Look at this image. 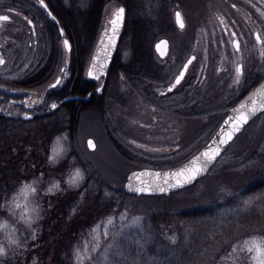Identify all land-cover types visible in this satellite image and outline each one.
<instances>
[{
	"label": "rangeland",
	"instance_id": "obj_1",
	"mask_svg": "<svg viewBox=\"0 0 264 264\" xmlns=\"http://www.w3.org/2000/svg\"><path fill=\"white\" fill-rule=\"evenodd\" d=\"M53 1L55 2V0ZM93 1L64 0L63 6L69 8L71 17L64 15L65 19L61 20V22H66V26L64 25L66 31L68 29L72 33L78 32L82 39H87L89 37L88 30H92L91 35L95 36L92 39L91 56L102 30L106 7L120 4L123 0H104L97 22L93 21V14L88 13ZM175 1L159 0L156 3L155 0H141L139 7L136 6L131 10V23L140 16V20L144 23L145 38L150 37L152 41H155L164 35L165 28L153 27L152 17L157 14L161 19H165L164 21H169L174 14L172 4ZM182 1L185 2V6L190 12L204 9L202 0H179L178 7L182 10H187ZM10 6H22V1L0 0V15L11 14L7 8ZM24 6L30 9L37 7L31 3H25ZM88 23L91 24L89 29ZM11 27L14 28V24ZM28 28L31 29L30 26ZM138 33L134 34L135 38L139 37ZM122 35L117 51L120 49L122 61L129 63L134 61L138 55L137 47L132 42L135 38L133 33H129L122 41ZM173 35L169 57L160 59L150 45L152 59L141 55L145 61L142 64L139 63L136 71H132L129 75L120 74L105 97L103 110L96 105L97 100L81 110L77 130L73 136H70L65 130L53 133L54 129L51 128L49 136L44 139L43 137L36 138L35 135L30 136L27 138L30 144H26L23 141L25 133L29 130L37 132L39 121L23 123L15 119L21 114L18 107L6 101L7 98L4 101L0 99L2 101L0 102V115H4L8 119L3 117L1 121V124L4 125L0 124V143L3 142L5 134L9 135L10 139L6 138L4 144L14 152L10 156L15 155L20 158L23 155V158L31 163V169L20 166L16 172L8 170L7 173L0 164V200L7 201L9 194L21 180L27 181L35 178L34 182H40L43 187V184L52 178L62 180L66 169L73 166H79L84 170L83 179L77 181L73 188L62 186L55 195L39 193L44 215L57 203L56 200L67 202L70 199L72 201L70 196L75 194L76 190L84 187L87 184L86 181H89L90 184L95 183L97 187L112 190L110 194L115 199V205L110 211L100 214V209L102 210L105 205L100 204L98 207H102L94 214L96 216L84 213L82 210H80L82 213H79V207H82L86 212L85 208L93 205L91 199L86 201L83 198V201H78L79 205L77 203L74 206L71 215L64 213L52 219L51 222H59L61 219L60 234L69 233L72 220L79 219L81 221L76 238H68L67 247H65L72 264L77 262L79 264H96L98 259L107 258L109 254L115 260L138 259L141 248L150 251L147 247L153 236L150 223L151 212L163 207L177 210L210 204L237 191L244 182L264 174V113H262V115L256 116L235 138L211 171L202 180H198L191 186L170 195L138 196L117 192L124 188L127 173L130 170L141 167L174 166L195 153L213 135L228 109L235 104L240 95L239 89H236L233 77H231L234 71L231 62L229 63L230 71L221 70L224 64L219 61V56L223 53L224 48L206 47V56L208 55L210 60L205 62L202 47L183 46L180 41L182 33L175 31ZM27 36L29 39L27 38L24 44L19 42L14 45L4 44L3 47H0V95H8L5 93L13 90L18 91L10 83L26 80L23 79L25 74L40 75L44 68L48 69L41 81L30 85L33 87L46 80L50 81L59 73L61 67L65 68L61 84L58 89L50 93L52 96L48 95L47 102H50L52 97L58 100L68 95L71 79V50L68 52L64 49V43L59 39L57 30H52L51 26H47V30L37 26L35 32H30ZM232 49L234 48L232 47ZM243 50L245 53L246 50L249 51L251 60L252 57H255L256 60L259 58L258 70H255V74L246 85L250 87L255 80L264 76V64L261 65L258 48L248 45V47L243 46ZM192 53L196 55V59L192 62L183 82L173 92L161 93L168 84L173 83L174 76ZM135 54L137 55L135 56ZM148 54H150L149 51ZM87 68L84 77L88 81L95 82V89L102 82L92 79L87 74ZM93 93L97 94L94 99L101 95V91ZM52 112L59 120L67 121L63 109ZM57 122L56 130L61 126V122ZM46 129L50 130L49 127ZM58 134L61 135L55 145V149L59 150L56 152L50 149L49 145L53 141V137ZM89 137H93L95 140L96 147L93 149L87 144ZM21 152L23 153L21 154ZM57 160L59 161L58 165L56 164ZM89 187L90 193L88 194H91L92 185H87L84 191ZM8 202L12 203V201ZM46 217L44 216L43 219ZM222 222L230 223L225 218L215 221L216 224H222ZM214 230L218 229L214 228ZM32 232L34 231L21 229V236L23 238L24 235ZM138 234L150 238L147 244L140 242L136 236ZM209 239L213 241L214 238L209 236ZM156 243L159 245L158 242ZM216 246L217 243L212 247L217 251L220 247L216 248ZM134 247H138L137 250H134ZM159 247L161 246L159 245ZM155 250H158V247ZM239 251L247 255L245 256L247 264L248 262L264 264V236H246L235 241L228 247V250L218 254L217 263L227 264L231 260L236 262L238 260L236 253Z\"/></svg>",
	"mask_w": 264,
	"mask_h": 264
},
{
	"label": "trees",
	"instance_id": "obj_2",
	"mask_svg": "<svg viewBox=\"0 0 264 264\" xmlns=\"http://www.w3.org/2000/svg\"><path fill=\"white\" fill-rule=\"evenodd\" d=\"M48 1L50 8L60 16L61 20L65 19L63 18L64 15H68V17L71 15L69 8L63 6L64 0H55V2L53 0ZM103 2L104 0H94L89 8L88 13L91 12L93 14L92 18L94 22H97L101 14ZM130 14L131 8L128 6L127 20L122 35V41L129 33H133L134 37V34L139 31V29L133 26L134 20L131 23ZM62 24L66 26V22L62 21ZM87 27L88 29L91 28V24L88 23ZM95 30L96 28L94 31ZM88 31L90 38L88 37L87 39H82L78 32H74V34L68 29L66 31L71 42V79L68 87L69 94H87L95 87L94 81H88L84 77V72L91 56V49L93 48L92 39L93 36H95L94 34L91 35L92 30L89 29ZM143 31L144 29L141 28L139 32L144 34ZM136 55L137 54H135V56ZM140 59H142V57L137 55L134 61L132 60L129 63H124L121 59L119 49L113 58L100 97L97 96V99H94L97 94L93 93L88 102L70 100L60 106L59 109L64 110L67 121H62V119H60V121L54 112L38 115L33 120L15 118L23 123H33L35 120L39 121L38 131L29 130L25 133L26 136L23 137V141L26 142V144H30L27 138L34 135L36 138L43 137L44 139L50 135L52 129H54V131H52L53 133H60L65 130L70 136H73L77 130L81 110L93 104L95 100L98 101L96 105L99 106V109L103 110L106 101L105 97L110 92L114 82H116L121 73L129 75L132 71H136L139 63L142 64V62L145 61V59H142V61L139 62ZM47 71L48 69L44 68L40 75H29L26 84L32 85L41 81ZM13 82L14 84L22 85L24 80ZM38 97H40V94ZM3 117L7 119L4 115H0V124ZM57 121H59V123L61 122V126L60 128L58 127V130L55 129L58 123ZM47 127H49L50 130H47ZM5 136L2 139L3 142L0 143V164L6 173L8 170H15L14 172H16L20 166H26L31 169V163L23 158V155L20 158L15 157V155L10 156L13 155L14 152L9 146L6 147L4 144L9 135L5 134ZM20 136L22 137V133ZM22 153L23 152H21V154ZM200 180H202V178ZM86 183L84 187L76 190V193L70 196V198L73 199L72 201L70 199H68L67 202L64 200H56L57 205L55 204L45 215L43 214V217H47L36 225L37 229L30 234L24 235L23 242L25 246L20 249H14L8 252L7 255H0V264H72L70 257L68 258L69 255L65 247H67L66 243L68 238H76L81 221H79V219L72 220V227L69 233L60 234L61 219L59 222H51L52 219L64 213L66 215H71L72 211H74V206L77 203L79 205L78 201H83V198H85L86 201L91 199L93 205L87 206V208H85L87 209L86 212L82 207H79L78 211L82 213L80 212V210H82L84 213H88L92 216H96L94 214L104 204V207H102L103 209H100V214L105 213L104 211H110L115 205V199L112 198L110 194L112 190H107V188L103 189L100 186L97 187L93 182V184H90L89 181H86ZM87 185H92L93 191L91 194H88L90 193V187L88 190L84 191ZM117 192L119 194H126L123 189H119ZM100 204H102V206L99 208L98 206ZM221 218L228 219L230 223L222 222V224H216L215 221ZM150 223L153 235L151 239L143 236V234L136 235L142 244H147L150 239V245L147 247L150 251L141 248L139 258L128 261L126 259L115 260V258L109 254L107 258L98 259L96 264H218V254L228 250V247L233 245L235 241L246 236H264V174H260L256 176L255 179L244 182L237 191L223 196L210 204L177 210H173V208L170 207H163L160 210L153 211L150 214ZM214 228L218 230H214ZM209 236L214 238L213 241L209 239ZM215 240L217 243L216 248L220 247L217 251L212 247L216 244L214 243ZM156 242H158L161 247H159ZM157 247L158 250H155ZM137 248L138 247H134L133 249L137 250ZM236 254L238 260L236 262L231 260L227 264H247L245 261V256L247 255L244 252L239 251ZM75 264L79 263L77 262ZM248 264L250 263L248 262Z\"/></svg>",
	"mask_w": 264,
	"mask_h": 264
},
{
	"label": "flooded vegetation",
	"instance_id": "obj_3",
	"mask_svg": "<svg viewBox=\"0 0 264 264\" xmlns=\"http://www.w3.org/2000/svg\"><path fill=\"white\" fill-rule=\"evenodd\" d=\"M22 6H10L7 7L10 13L1 14L0 17L8 16V20L0 19V47H3L4 44H24V41L27 40L30 32H35L37 26L47 30V26H51L52 30L56 29L59 34V39L63 41L62 36L59 33L58 27L56 22L53 18L41 7L37 0H21ZM46 3L49 4L48 0H45ZM204 3V9L202 11H194L190 12V10L185 6V2L182 1L184 6L187 10H182L178 7L180 4L179 0H176L174 4H172V10H174V14L169 21H164L165 19H161L157 14L152 17V26L153 27H163L165 28L164 35L160 36L155 41H152L151 38H145V35L141 32L138 33L139 37L135 38L132 42L135 43L137 47V54L139 57L144 55L145 58L153 57L152 51L149 48L152 45L154 52L160 59H167L169 57L171 51V45L173 44V37L175 31L182 33L181 44L183 46H192V47H202L204 56L203 60L205 62L209 61L210 58L206 56V47H222L224 48L223 53L221 54L220 60L224 64L221 67L223 71H230L231 67H234L233 71V81L236 86V89H239L240 95L236 102L247 93L251 88L257 85L264 76H261L258 80H255L253 85L247 87L246 85L253 77L252 75L255 74V70H258V61L259 58L256 60L255 57L250 59V53L248 50H243L244 47H256L260 52V60L261 65L264 64V0H202ZM156 3L159 0H155ZM31 3L32 5H36V8H28L24 6V4ZM141 0H123L120 4H114L106 7V12L104 14V21L102 22V29L108 23L110 16L112 15L114 9L119 6L123 5L125 8V20H124V28L126 25L127 14H128V6H130L131 10L134 7H139ZM15 4V3H14ZM50 8V6H49ZM51 9V8H50ZM184 9V7H183ZM52 10V9H51ZM179 10L181 13V17L183 20V25H179L176 19V11ZM54 15L58 18L61 26L65 30L64 25L61 22L60 16L54 12ZM15 16V17H14ZM134 28L144 29V23L140 20V16L136 20L133 21ZM12 28L11 26H13ZM30 26L31 29L28 27ZM123 28V29H124ZM145 33V29L143 31ZM29 33V34H28ZM66 36H69L66 33ZM166 38L169 44L168 54L166 56H160L159 52L156 48V43L160 40ZM29 39V38H28ZM70 40V38H69ZM152 43V44H151ZM150 54H148L147 51ZM232 47L234 49H232ZM192 56V61L189 64L187 71L184 77L179 81L175 82L176 77L178 76L181 68L184 66L186 61ZM255 56V55H254ZM196 59V55L194 53L190 54L186 61L180 67L178 73L174 76V81L172 84H168L167 88L163 90L161 93L166 92H173V90L180 85L185 76L187 75L189 68L192 62ZM233 66L229 67V63ZM65 70V68H64ZM62 71V73L64 72ZM61 68L59 70V73ZM58 73V74H59ZM57 74V75H58ZM56 75V76H57ZM205 75V73H204ZM53 77L54 79L56 78ZM29 74H25L23 76L24 80L23 84H14L11 82V86L17 88L18 91L15 90L5 93L8 95H0V99L2 101L6 100V98L11 103V105H16L18 107L20 115L16 118H21L22 120H33L38 115H45L47 113H51L60 108L63 103H60V100L63 98H59L55 100V97H52L50 102H47L48 95L54 92L56 89L59 88L61 84L57 87H53L47 89L49 84L54 80L53 78L50 81H44L37 85L31 87L30 85L26 84L27 78ZM38 83V82H36ZM35 84V83H34ZM35 87V88H34ZM22 89V90H19ZM96 89V88H95ZM94 88L90 91L94 92ZM7 92V91H6ZM89 92V93H90ZM102 93V91H101ZM10 94V95H9ZM40 94V97H38ZM88 94V93H87ZM92 94L90 98L92 97ZM100 94V93H99ZM82 95V94H80ZM52 96V94L50 95ZM89 98V99H90ZM88 99V100H89ZM82 100L83 99H77ZM87 100V101H88ZM0 100V102H2ZM235 102V103H236ZM4 103V102H3ZM53 104H59L56 108H53ZM23 113L32 114V117L23 118Z\"/></svg>",
	"mask_w": 264,
	"mask_h": 264
},
{
	"label": "water",
	"instance_id": "obj_4",
	"mask_svg": "<svg viewBox=\"0 0 264 264\" xmlns=\"http://www.w3.org/2000/svg\"><path fill=\"white\" fill-rule=\"evenodd\" d=\"M37 1L56 22L59 33L63 38L64 49L70 52L71 42L66 36L65 30L61 26L58 18L54 15L45 0ZM176 19L179 25L182 26L183 20L179 10L176 11ZM124 20L125 8L123 5H119L114 9L106 26L101 30L100 36L95 44L88 64L87 74L94 80H102V84L94 91L99 92L104 86L106 76L120 42ZM65 41L69 43L65 44ZM156 48L160 56H166L169 50L168 40L166 38L160 39L156 43ZM191 61L192 56L181 68L175 82H179L184 77ZM63 70L64 67H61L60 73L49 84L47 89L53 88L57 79H62ZM91 94L92 92L87 95H67L60 100V103L77 99L87 101ZM262 113H264V78L229 108L213 135L195 153L174 166L165 168L141 167L130 170L127 173V178L124 183V192L138 196L169 195L191 186L210 172L235 138L243 132L245 127L256 116L262 115ZM22 117L29 118L32 117V114L23 113ZM87 144L91 149L96 147L93 137L87 139Z\"/></svg>",
	"mask_w": 264,
	"mask_h": 264
},
{
	"label": "clouds",
	"instance_id": "obj_5",
	"mask_svg": "<svg viewBox=\"0 0 264 264\" xmlns=\"http://www.w3.org/2000/svg\"><path fill=\"white\" fill-rule=\"evenodd\" d=\"M58 134L53 137L50 149H55V145L60 139ZM59 164V161H56ZM84 177V170L79 166L66 169L62 180L52 178L41 187L40 182L33 180H21L16 184L9 194L8 200H0V255H5L14 249L23 248L24 242L21 236V229L25 231H35L36 225L43 219L42 206L39 200V193L55 195L62 186L73 188L77 181ZM8 201H12L9 203Z\"/></svg>",
	"mask_w": 264,
	"mask_h": 264
},
{
	"label": "snow or ice",
	"instance_id": "obj_6",
	"mask_svg": "<svg viewBox=\"0 0 264 264\" xmlns=\"http://www.w3.org/2000/svg\"><path fill=\"white\" fill-rule=\"evenodd\" d=\"M122 11V10H121ZM0 19H3V20H8L9 19V17L8 16H3V17H0ZM69 42L68 41H65V44H68ZM60 84V80L59 79H57V81H56V84L55 85H53V87H55V86H58ZM52 107L53 108H56L57 107V105H55V104H53L52 105ZM89 143L90 144H92V142L91 141H89ZM54 151H56V152H58L59 150L58 149H54Z\"/></svg>",
	"mask_w": 264,
	"mask_h": 264
}]
</instances>
